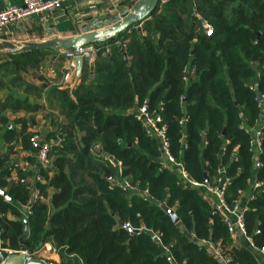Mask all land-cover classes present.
<instances>
[{"label": "trees", "instance_id": "16d2710c", "mask_svg": "<svg viewBox=\"0 0 264 264\" xmlns=\"http://www.w3.org/2000/svg\"><path fill=\"white\" fill-rule=\"evenodd\" d=\"M92 44L100 54L92 63L83 60L73 86L27 77L64 59L61 49L8 51L0 60V141L6 145L0 189L10 197L0 194V247L33 251L49 243L58 264H221L210 242L227 253L228 264H260L246 245H233L201 188L167 164L159 139L137 113L147 100V112L155 111L165 126L170 154L191 178L213 184L218 166L225 167L229 206L238 189L254 194L246 202L245 233L263 244L264 125L256 156L239 124L240 114L249 127L264 122L256 99L264 95V0H159L143 21ZM8 111L24 114L10 120ZM39 112L53 127L44 139L57 143L48 164L28 156L32 170L13 174L16 145L35 152L30 128ZM35 172L45 200H36L25 217L31 192L19 180ZM253 179L261 185L252 188ZM124 181L136 189H123ZM162 205L174 210L176 223ZM24 221L29 234L22 243ZM119 221L141 230L130 235Z\"/></svg>", "mask_w": 264, "mask_h": 264}, {"label": "built area", "instance_id": "2783aa9c", "mask_svg": "<svg viewBox=\"0 0 264 264\" xmlns=\"http://www.w3.org/2000/svg\"><path fill=\"white\" fill-rule=\"evenodd\" d=\"M65 0H23L20 5H10L0 10V29L9 24L17 21L27 19L33 15H38L44 12L53 11L60 9ZM206 35L212 34V28L210 25H206L205 28ZM98 49L93 44H88L85 46H80L75 49H63L62 53L65 58V63L62 72V81L64 84L70 81L72 76H76V61L75 56L81 55L83 60L88 63H92L96 56V51ZM107 50V49H106ZM264 95H257L258 106L260 109L264 107ZM262 115L264 116V110H262ZM242 120L239 124V128L243 129L245 132L251 135L250 138V151L256 156L262 152L261 138H262V127L264 122L258 120L252 127H249L245 118L240 114ZM137 119L144 123L147 132L150 135H156L160 141L163 156L172 168H174L182 179H184L187 185L194 188H201L202 196L208 201L211 207L212 214H220L222 221L227 227V231L234 236L236 234H241L245 237L247 242V247L256 253H259L264 257V243L260 246H256L250 236L245 233L244 226V211L247 209L246 202L254 197L253 193H245L243 189H238V198L235 199L233 206H229L224 197V190L230 179L225 176V167L219 165L217 169V177L214 179L213 184H208L207 182H200L191 178L184 168L181 161L175 160V158L169 152V145L167 138L165 136V126L164 124H159L160 117L156 115L155 111L148 113L143 112L139 109L137 113ZM56 139H44L37 132H34L30 137V144L35 149L34 158L42 165L48 164L49 162V150L52 145L56 144ZM28 153H33L32 150H28ZM31 155H26L24 157H18L11 162L13 166V174H15V169L19 168L21 170H32L33 164L26 159V157ZM119 164V162L117 163ZM256 165H259V161H256ZM33 178L29 180L28 178H20L19 182L26 184V187L30 189L31 195L28 202L22 206V211L25 217L31 214V206L36 200H43L44 197L41 195L39 188L36 186V182L41 181V176L36 173L32 175ZM13 178V177H12ZM261 185V182L253 179L251 181V187L257 188ZM123 189L130 188L136 189L135 186H130L128 182L124 181L122 183ZM147 194V190L144 191ZM122 228L125 229H138L132 227L128 222L122 223ZM258 232V231H257ZM154 234V233H153ZM156 239L159 237L154 234ZM218 251V249L216 250ZM230 259H228L229 261Z\"/></svg>", "mask_w": 264, "mask_h": 264}, {"label": "crops", "instance_id": "0c3cea01", "mask_svg": "<svg viewBox=\"0 0 264 264\" xmlns=\"http://www.w3.org/2000/svg\"><path fill=\"white\" fill-rule=\"evenodd\" d=\"M136 1L138 0H65L60 9L33 15L27 19L2 27L0 29V39L22 43L27 41L40 42L53 37L75 36L77 34V27L89 25L94 20L104 18L110 14L120 13L123 9L130 8ZM22 2L23 0H0V10L10 5H20ZM59 54L63 55L62 49L59 51ZM7 55V50L0 51V60ZM52 59H54V57H52ZM64 63L65 58L57 59L54 62L51 61L50 64L45 67V69L31 70L27 77L33 80L34 83L41 84V80L38 77L41 75L44 76V78L50 80L51 84L64 86V82L62 81ZM77 79V75H74L71 77L70 81H72V84H74V82H78ZM16 96L23 98V90H17ZM23 114V111L16 113H11L8 111L6 116L8 119L13 120V118L22 116ZM30 129L39 133L41 137L44 138L48 132L53 130V127L43 119L41 112H39L36 113L35 124ZM5 149L6 145L0 141V153L4 152ZM26 155H31L34 157V153H28V150L23 148L22 145L18 143L14 150H12L10 161L12 162L16 158L24 157ZM36 173L37 172H35V174ZM32 178V175L28 177L29 180ZM43 200H45V198ZM232 239L233 245L236 248L244 245L247 246L246 239L241 234L232 236ZM206 245L208 250L216 258H218L221 264H228V259L230 258L227 253L222 254L220 249L210 242H207ZM217 249L218 251H216ZM6 250L10 252L12 251L9 249ZM253 252L260 264H264V257L255 251ZM36 256L47 261L55 263L59 262L57 253L49 243H44L43 246L36 251Z\"/></svg>", "mask_w": 264, "mask_h": 264}, {"label": "water", "instance_id": "95a60500", "mask_svg": "<svg viewBox=\"0 0 264 264\" xmlns=\"http://www.w3.org/2000/svg\"><path fill=\"white\" fill-rule=\"evenodd\" d=\"M159 0H138L130 8L123 9L120 13L110 14L104 18L94 20L89 25H84L76 28L77 34L69 37H53L44 41H27V42H13L9 40L0 39V51L7 50L9 52L17 53L27 50H43V49H75L80 46L92 44L94 42L103 41L110 37H113L120 32L126 30L128 27L143 21L147 18L158 6ZM140 28V25L137 27ZM100 51H96V55H99ZM76 61V74L79 75L83 65V58L81 55L75 56ZM143 112H147V100H145L142 107ZM204 139V137H202ZM109 159L113 164H117V160L112 156ZM10 165V162H9ZM109 179L110 176L107 175ZM207 181V178H205ZM0 194L5 196L7 200L10 197L6 195L5 191L0 189ZM165 212L170 216L171 220L176 223L178 218L172 208H167L162 205ZM122 225V222H118ZM22 243H25L24 237L28 236L29 231L27 227V221H24ZM130 235L138 234V229H129ZM152 238L156 240L154 234L150 231H146ZM190 238L192 235H188ZM43 246L39 243L33 251L27 250L24 245L18 251H8L0 247V264H58L55 262L47 261L36 256V251ZM162 252L165 251L164 247L159 245Z\"/></svg>", "mask_w": 264, "mask_h": 264}, {"label": "rangeland", "instance_id": "374dc122", "mask_svg": "<svg viewBox=\"0 0 264 264\" xmlns=\"http://www.w3.org/2000/svg\"><path fill=\"white\" fill-rule=\"evenodd\" d=\"M75 83H76V82H74V84H75ZM74 84H72V81H69V82L66 83V85H72V86H73Z\"/></svg>", "mask_w": 264, "mask_h": 264}]
</instances>
